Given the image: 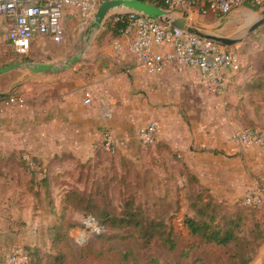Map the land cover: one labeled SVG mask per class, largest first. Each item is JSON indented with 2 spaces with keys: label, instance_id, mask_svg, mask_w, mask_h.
<instances>
[{
  "label": "rangeland",
  "instance_id": "obj_1",
  "mask_svg": "<svg viewBox=\"0 0 264 264\" xmlns=\"http://www.w3.org/2000/svg\"><path fill=\"white\" fill-rule=\"evenodd\" d=\"M242 6L248 9L229 14L224 21L221 19L223 16L220 17L213 12L195 15L191 20L223 36L240 35V32L247 29L250 22L261 15L264 10L259 6ZM72 17L73 21L65 20L66 36L61 42H55L49 38L37 39L25 55L17 54L7 42L2 43L0 67L8 63L31 60L62 65L67 59L80 54L81 59L70 66L74 67L84 59L83 57L92 50L94 45H102L111 41L110 34H103V32L107 31L105 27L112 16L99 30L92 27L94 18L86 19L76 12L72 14ZM222 46L237 55L239 68L235 71L228 70L225 73L226 82L223 87H217L205 79L210 84H202V81H199L195 87L183 88L181 91L187 95L202 94L204 96L198 101L187 104L178 102L181 107L179 111L183 113L182 117L187 126L189 122L192 124L194 122L197 126L203 123L204 126L207 125L208 132L213 133L214 138H218L217 134L220 132L226 139L244 147L247 157L243 163L244 174L245 177L250 178L252 184L256 182L258 190L261 184L264 185V146L237 141L236 135L250 129L264 130V24L232 46ZM46 73H35L28 68L19 67L0 75V81H40ZM70 76H73V72ZM63 78L66 76L64 75L61 79ZM206 97L207 100H205ZM21 98L24 101L23 96ZM190 104L195 110L194 118L186 115L189 111L186 105ZM146 122L138 125L139 130L149 123V121ZM171 127L178 128L177 125ZM109 136V134H104L101 146L96 149L94 155L86 159H79L68 153L56 155L53 159L55 162L63 159L69 161L59 171L48 167V164L37 163L35 156L31 157L36 163L35 168H32L23 155L29 169L24 165V168H20L18 176L17 172L13 173L16 175L14 178L11 177L13 181L8 180L7 177L0 181L1 191L6 190L5 184L8 183L10 184L8 185L9 190L14 191L15 196L10 198V202L13 203L15 200L16 205L24 208L25 213H19L14 227L19 237H27L22 247L12 244L3 250L6 253L4 252L1 264H12L8 255L15 247L21 248L24 253L29 252L27 247H38L41 253H56L51 232H53L52 227L60 223L70 224L67 239L63 238L61 247L65 249L67 259L71 264L148 263L147 253L139 248L133 238L125 236L127 230L120 231L122 238L108 239L106 237L112 234L113 230L104 226L100 219L79 211L64 215L61 204L62 186L60 187L55 182H52L49 188L42 185L43 188L37 190L39 196L35 197L26 191V173H34L33 176L37 179L42 175L48 177L60 175L62 180L69 185L78 183L81 188L85 187L81 179L84 176L82 173H88L87 167L83 170L79 167L80 162L77 160L87 163L89 158L94 160L91 164L97 165L92 167L93 174L99 167L95 176L104 175L107 178H113V169L108 168L112 165L117 167L118 170L115 171L116 175L111 183L110 198L116 211L122 209L124 201L133 198L135 204L142 205L149 214L164 215L163 219H168L174 225V233L170 240L165 243L158 241L154 244L152 253L156 255L161 264H231L233 246L205 243L200 237L191 234L185 224L186 216H197V210L208 201L209 197L217 202H221V199L210 188L191 178L192 174L187 173L185 159L180 153L171 149L169 142L157 140V136L155 143L144 146L140 142L136 150L131 153L125 152L114 147L113 144L106 146L105 138ZM160 143H162L161 146ZM64 154L70 157H64ZM36 160L39 161L37 158ZM4 172L9 171L6 168ZM45 190L49 191V194ZM251 192L245 190V193L236 199H223L222 201L227 206L232 205L220 211V214L239 215L243 218L242 235L249 239L246 238L247 244H243L244 249L241 253L257 258L262 242H264L262 237H259L260 234H264V205L255 210L243 206L246 195ZM6 193L9 192L6 191ZM3 196L0 198V208L8 203ZM216 221L218 222V219Z\"/></svg>",
  "mask_w": 264,
  "mask_h": 264
},
{
  "label": "crops",
  "instance_id": "obj_2",
  "mask_svg": "<svg viewBox=\"0 0 264 264\" xmlns=\"http://www.w3.org/2000/svg\"><path fill=\"white\" fill-rule=\"evenodd\" d=\"M245 8L248 9L237 7L230 15L238 10L245 11ZM75 12L69 8L64 22L73 21ZM175 12L189 19L200 15L188 2ZM6 33V29L0 33V47L6 42ZM43 38L49 37L38 39ZM117 41L122 43L120 49L115 46ZM156 52L165 57L164 69L159 72L137 59L128 39L122 35L103 45H94L74 67L39 72L46 73L40 81H0V93L18 84L17 90L24 98L22 104L0 113V153L20 150L26 158L35 156L41 163L59 171L69 161L55 162L56 155L68 153L86 159L101 146L104 134L111 136L114 147L131 153L140 144L138 125L154 121L158 127L157 140L169 142L170 148L180 153L200 182L218 198L233 200L245 190L254 192L256 182L252 184L244 174L246 149L220 132L218 138H214L203 123L197 126L189 122L187 126L179 111L178 102L187 104L204 96L187 95L181 91L183 88L195 87L199 81L210 83L202 79L196 67L178 65L172 58V45L156 48ZM64 75L66 78L61 79ZM86 98L90 101L86 102ZM186 106L189 109L186 115L194 118V107L192 104ZM3 179L0 177V181ZM8 180L13 181L11 176ZM52 182L51 176V185ZM8 185L5 184L6 190L0 188V198L4 194L8 202L6 207L0 208V264L5 248L12 244L22 247L27 240L15 232L16 218L25 212L15 200L10 202L15 195ZM250 264H264V242L259 255Z\"/></svg>",
  "mask_w": 264,
  "mask_h": 264
},
{
  "label": "built area",
  "instance_id": "obj_3",
  "mask_svg": "<svg viewBox=\"0 0 264 264\" xmlns=\"http://www.w3.org/2000/svg\"><path fill=\"white\" fill-rule=\"evenodd\" d=\"M103 0H0V33L6 29V42L19 55L27 54L33 42L40 37H49L55 42H61L66 36L65 14L69 8L80 13L86 19H93ZM164 3L169 10L176 11L188 2L200 14L209 12L220 16L229 15L234 9L245 4L264 8V0H157ZM126 14L127 27L124 36L129 41L134 55L146 66L155 71L164 69L165 57L156 52V48L172 45V58L180 66L196 67L201 76L215 86L223 87L225 73L237 70L239 60L237 55L213 40L201 38L183 29L162 23L149 16L136 12ZM115 20H120L117 16ZM120 49L122 43H115ZM90 99L86 98V102ZM20 95L15 94L9 99H0V113L22 104ZM157 136L156 122H149L139 130L140 142L146 146L155 143ZM237 141L249 145L264 146V130L250 129L236 135ZM106 146L112 144L111 137H106ZM32 168L36 164L27 157ZM244 204L261 208L264 205V185L247 194ZM9 258L12 264H24L27 255L19 247L10 250Z\"/></svg>",
  "mask_w": 264,
  "mask_h": 264
},
{
  "label": "trees",
  "instance_id": "obj_4",
  "mask_svg": "<svg viewBox=\"0 0 264 264\" xmlns=\"http://www.w3.org/2000/svg\"><path fill=\"white\" fill-rule=\"evenodd\" d=\"M151 3H154L160 7L167 8V6L157 0H147ZM252 5V4H245ZM255 6V5H253ZM117 16H120V20H115ZM127 27L126 14L118 13L112 16L108 23L106 24L104 33L110 34V39L118 38L124 34V31ZM110 42V41H109ZM103 45V44H102ZM11 46V45H10ZM12 47V46H11ZM252 87V86H250ZM18 89V84L14 86L11 90L5 93H0V99L2 101L9 99L12 95H20ZM162 143H160L161 146ZM160 149H163L160 147ZM64 157L69 158L70 155L64 154ZM37 163H41L36 160ZM93 159H87V163L77 160L79 167H82L83 170L85 167L88 173H82L81 182L85 183V187L81 188L80 184H68L64 182L60 175L52 176L54 182L62 186L63 197L61 200L63 214H67L73 211H79L85 215H91L94 218L100 219L104 226L109 230H113V233L110 234L108 239L115 237H120V231L127 230L126 237L133 238L135 243L144 250L148 255L147 264H161L155 254L152 253L154 244L156 242L165 243L170 240L174 233V225L168 220L163 219L164 215H151L147 210L140 204L136 205L135 200L129 199L124 201L122 209L116 211L113 202H110L111 198V183L114 179L118 169L116 166L112 165L108 169L112 170L113 178H107L106 176H95L96 172L93 174L92 167L95 164H91ZM36 164V163H35ZM26 165L23 151L17 150L12 151L9 154L0 153V177L10 176L13 178L16 176L13 173L20 171V168H24ZM187 166V173H191V178L194 179L197 183L201 184L200 179L197 174L194 173L190 167ZM24 166V167H23ZM97 166V165H95ZM102 167V166H101ZM8 169L9 172H4V169ZM29 169V167H28ZM33 174L26 173L25 175V187L32 196H39L38 188L42 189L49 188L50 186V176L42 175L37 179ZM36 182V183H35ZM64 182V183H63ZM79 182V181H78ZM41 184V185H40ZM64 184V185H63ZM43 185V186H42ZM69 185V187H68ZM45 192L49 194V191ZM210 192V191H209ZM114 198V197H113ZM221 199V202H217L212 197H209L208 201L201 205V208L197 210V216H186L185 224L189 229V232L195 236L200 237L203 242L208 244L222 245V246H233V252L230 259L232 260L231 264H250L255 256L247 254H242L241 252L244 249V243L247 244V239L242 235V224L243 218L241 216H227L225 214H220V211L225 208L231 207L232 204L227 206ZM224 203V204H223ZM243 206L255 210L258 207H252L243 203ZM218 219V222L216 221ZM70 224L63 225L57 224L52 227L51 232L53 237V247L56 248V253H41L38 247H27L29 252L26 253L27 261L24 264H71L67 259L66 251L61 247V242L63 238L68 235V228ZM259 237H262L264 241V234H260ZM263 244V242H262Z\"/></svg>",
  "mask_w": 264,
  "mask_h": 264
},
{
  "label": "water",
  "instance_id": "obj_5",
  "mask_svg": "<svg viewBox=\"0 0 264 264\" xmlns=\"http://www.w3.org/2000/svg\"><path fill=\"white\" fill-rule=\"evenodd\" d=\"M123 12H136L154 18L162 23L183 29L189 33L195 34L201 38L213 40L225 46H232L233 44L241 41L247 35L255 31L259 26L264 24V10L261 12V17L253 21L249 27L240 32V35L223 36L210 31L206 26L199 24L177 12L160 7L147 0H103L99 5L92 27L99 30L104 27L107 20L118 13ZM223 16L222 21L226 19ZM83 53V51H82ZM81 59L80 54L74 55L72 58L67 59L62 65H57L42 61H18L8 63L0 67V75L8 71L15 70L19 67H25L35 73L52 71L57 72L69 68L74 63Z\"/></svg>",
  "mask_w": 264,
  "mask_h": 264
}]
</instances>
